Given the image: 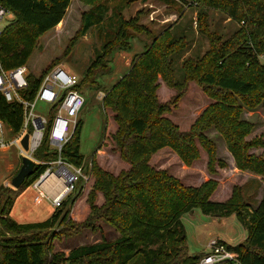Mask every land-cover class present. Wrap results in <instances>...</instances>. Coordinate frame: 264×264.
Returning a JSON list of instances; mask_svg holds the SVG:
<instances>
[{
  "label": "trees",
  "instance_id": "1",
  "mask_svg": "<svg viewBox=\"0 0 264 264\" xmlns=\"http://www.w3.org/2000/svg\"><path fill=\"white\" fill-rule=\"evenodd\" d=\"M71 1L0 0L15 13V19L0 35V67L13 69L27 65L39 38L63 25ZM162 1L179 11L182 10L179 2L199 7L198 27L209 40L208 51L201 57L184 59V79L176 80L173 53L186 48L188 41L185 35L170 36L167 28L133 58L129 71L108 91L104 104L115 113L117 124L113 134L114 149L129 168L114 175L103 169L96 157L92 158L91 167L96 177L94 189L103 193L104 202L98 206L95 191L90 193L91 215L85 222H72L70 216L81 191L75 198L64 200L46 220L21 223L10 216L18 189L0 187V264H49L65 259L70 264H201L208 251L189 252L182 221L184 214L198 207L208 215L228 217L236 214L248 231L246 239L236 245L220 241L238 256L216 264H264V194L254 207L244 200L239 189H235L227 201H213L211 196L218 187L215 180L197 187L187 186L169 171L150 164L154 153L170 147L185 164L192 165L199 158L202 147L209 156L210 172H215L216 165L225 168L227 162L216 158V143L207 134L214 129L222 135L238 168L264 175V156L250 151L253 147H264V140L258 136L246 139L255 125L242 118L244 107L254 109L261 105L264 108V0ZM124 9L118 6L109 15L106 0L93 5L83 13L76 37L85 35L94 26L105 30L107 25L104 53L117 40H120L121 49L128 48L131 36L128 26L136 24L138 16L126 20ZM209 9L223 12L239 24L238 29L228 37L211 30ZM50 68L51 65L38 77L29 75L28 99L33 98L41 76ZM90 70L91 67L87 72ZM160 77L176 91L165 102L158 96ZM189 81L197 82L215 102L206 107L188 131H184L166 114L177 107ZM77 88L81 90L80 82ZM0 119L11 132L17 133L23 122V106L8 102L0 95ZM82 126L80 119L63 147L62 156L86 170L80 145ZM105 133L106 126L103 136ZM35 156L41 161L58 157L46 133ZM46 167L43 163L36 164L25 185L30 186ZM97 219L114 226L120 236L112 241L78 246L67 258L64 252L53 251L52 239L60 231L66 233L73 229L70 232L77 233L84 226L96 229ZM68 222L74 227L62 226ZM56 226H60V230L57 231Z\"/></svg>",
  "mask_w": 264,
  "mask_h": 264
},
{
  "label": "rangeland",
  "instance_id": "2",
  "mask_svg": "<svg viewBox=\"0 0 264 264\" xmlns=\"http://www.w3.org/2000/svg\"><path fill=\"white\" fill-rule=\"evenodd\" d=\"M101 1L72 0L63 25L49 30L39 38L38 45L26 65L29 74L37 77L50 65L51 67L62 66L81 83L80 92L85 96L86 102L77 122L80 119L83 121L80 145L87 168L86 170L82 168V175L74 189L64 197V200L69 197L73 199L78 195V191H81L70 214L72 222L76 223L85 222L91 215L88 199L90 193L95 191L96 180L91 167L92 158L96 157L97 163L114 175L129 168V164L123 161L118 151L114 149L113 134L117 130V124L114 120L115 113L104 104L108 91L129 71L133 58L145 51L155 37L167 28L170 29V36L175 34L178 38L185 35L188 41L186 48H181L173 53L175 79L178 81L184 79L182 68L184 59L201 57L210 46L208 38L199 30V7L195 5L190 6L187 3L179 2L182 6V10L179 11L176 7L168 6L162 0H138L130 4L129 0H106L110 8L109 15L118 6H124L125 19L130 20L138 16V20L136 24L128 26L129 35H131L128 48L121 49L120 40H117L108 49V52L104 53L107 25H105V30L102 27L94 26L85 35L76 37L82 25L83 13ZM208 20L210 29L223 34L224 37H228L239 27L236 21L215 9L208 10ZM99 55L103 56L98 58ZM94 61L97 62L92 67ZM90 67L91 70L87 72ZM159 82L158 96L160 100L164 102L170 100L176 91L167 86L161 77ZM214 102L215 100L197 82L189 81L187 90L177 107H174L166 115L181 130L188 131L206 107ZM45 108L47 105L39 103L36 112L40 111L46 114ZM242 118L255 125L252 133L246 139L258 136L264 140V108L261 105L254 109L244 107ZM105 126L106 133L103 136ZM7 130L11 139L14 133L8 128ZM207 134L216 143V158L227 162L225 168L216 165L215 172H210L208 168L209 156L202 147H200L199 158L192 165L185 164L177 152L170 147H163L154 153L150 158V164L157 169L169 171L187 186L197 187L209 180H215L218 187L211 196L213 201H227L233 195L234 190L239 189L244 195V200L251 203V207L257 205L264 194V175L238 168L222 135L214 129L209 130ZM250 151L264 156V147H253ZM22 159L23 155H19L16 145L0 149V187L12 186L11 181L18 173ZM75 167L77 166L75 165ZM12 188L14 187L12 186ZM15 189L18 191L10 216L18 222L43 221L51 217L57 209L47 195L42 196L41 191L32 185L26 186L24 183ZM54 189L58 190L56 184ZM95 194V203L101 206L104 202L103 193L95 191ZM182 221L185 225L187 246L191 254L208 251L210 241L213 239L225 240L224 242L228 244L236 245L243 242L248 235V231L238 220L236 214L228 217L208 215L198 207L192 212L184 214ZM95 224L97 225L96 229L84 226L77 233L70 232L74 231L73 229L66 233L60 231L58 236L52 239L53 251L69 254L72 249L78 246L96 244L103 240L112 241L120 236V232L104 219H97ZM62 226L74 227L70 222ZM59 227L56 226L55 229L58 231Z\"/></svg>",
  "mask_w": 264,
  "mask_h": 264
},
{
  "label": "built area",
  "instance_id": "3",
  "mask_svg": "<svg viewBox=\"0 0 264 264\" xmlns=\"http://www.w3.org/2000/svg\"><path fill=\"white\" fill-rule=\"evenodd\" d=\"M14 19L15 13L0 3V35ZM29 75L26 65L13 69L0 67V95L8 102H17L23 106L22 126L11 139L7 134L8 127L0 119V149L16 145L20 156L34 160L36 164L47 165L31 185L40 190L42 196L47 195L53 206L58 208L82 175V168H77L66 161L62 151L71 137L86 99L77 88L80 81L62 66H53L46 70L35 88L33 98L28 99L26 93L30 88ZM39 103L47 105L46 114L36 112ZM45 133L58 154V157L51 161H41L35 156ZM26 134H29L28 149L22 143ZM51 177L60 178L63 181V187L57 195L50 197L43 189V184ZM237 256L235 251L229 250L220 240L213 239L210 241L208 254L201 260V264H216L223 260L236 259ZM67 257L68 254H66ZM49 264H70V262L65 259Z\"/></svg>",
  "mask_w": 264,
  "mask_h": 264
},
{
  "label": "water",
  "instance_id": "4",
  "mask_svg": "<svg viewBox=\"0 0 264 264\" xmlns=\"http://www.w3.org/2000/svg\"><path fill=\"white\" fill-rule=\"evenodd\" d=\"M22 143L26 149H28L29 146V134H26L25 137L22 140ZM36 163L34 160L23 157L22 159V165L18 171V173L13 177L11 181V185L14 188H19L21 185L24 184L25 180L29 178L35 171Z\"/></svg>",
  "mask_w": 264,
  "mask_h": 264
},
{
  "label": "crops",
  "instance_id": "5",
  "mask_svg": "<svg viewBox=\"0 0 264 264\" xmlns=\"http://www.w3.org/2000/svg\"><path fill=\"white\" fill-rule=\"evenodd\" d=\"M61 183L63 184V181L60 178L51 177L49 180L44 182L43 189L50 195V197L55 196V195H57L58 192L54 189V185L56 184L57 189L60 190L61 187H63V185ZM58 184H60V185H58Z\"/></svg>",
  "mask_w": 264,
  "mask_h": 264
},
{
  "label": "bare ground",
  "instance_id": "6",
  "mask_svg": "<svg viewBox=\"0 0 264 264\" xmlns=\"http://www.w3.org/2000/svg\"><path fill=\"white\" fill-rule=\"evenodd\" d=\"M62 184V183H61ZM58 185H60V184H58ZM63 185V184H62ZM61 187V186H60ZM62 189V188H61ZM55 191V190H54ZM57 192H58V190H57Z\"/></svg>",
  "mask_w": 264,
  "mask_h": 264
}]
</instances>
